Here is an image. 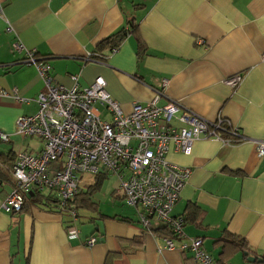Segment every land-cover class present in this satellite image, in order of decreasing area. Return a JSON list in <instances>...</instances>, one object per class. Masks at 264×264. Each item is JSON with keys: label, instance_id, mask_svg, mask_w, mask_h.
I'll return each mask as SVG.
<instances>
[{"label": "crops", "instance_id": "crops-1", "mask_svg": "<svg viewBox=\"0 0 264 264\" xmlns=\"http://www.w3.org/2000/svg\"><path fill=\"white\" fill-rule=\"evenodd\" d=\"M2 5L0 91L15 88L29 101L0 98V130L9 135L0 143V205L14 189L15 149L36 153L42 145L15 133V120L33 115L34 100L44 92L35 67L13 49L15 42L43 58L54 82L65 88L73 77L81 88L104 80L123 113L133 102L146 105L157 95V106L175 102L208 121L226 119L243 140L226 146L199 139L188 155H166L171 164L191 169L171 212L185 220L183 236L172 238L174 249L165 248L164 236L143 230L127 205L115 204L111 215L96 205L77 223L79 217L71 222L67 213L27 201L16 214L0 208V264H196L188 249L179 250L192 238H200L219 262L264 264V158H257L253 144L264 141V0H2ZM120 31L127 32L115 53L98 51ZM234 75L241 81L232 89L225 81ZM84 179L86 190L94 181L84 188ZM159 227L152 224L151 230ZM228 236L245 247L224 242ZM90 237L97 242L87 247Z\"/></svg>", "mask_w": 264, "mask_h": 264}, {"label": "built area", "instance_id": "built-area-1", "mask_svg": "<svg viewBox=\"0 0 264 264\" xmlns=\"http://www.w3.org/2000/svg\"><path fill=\"white\" fill-rule=\"evenodd\" d=\"M13 49L23 51L22 62L35 67L44 88L34 100L37 111L15 120V133L37 138L42 145L36 153L15 149L11 168L14 189L0 208L7 214L19 213L30 192L34 195L46 190L74 222L77 212L68 204L81 189L83 177L112 175L117 181L115 188L124 203L136 211L143 230L151 232L152 224H160L169 228L172 238H181L182 221L171 212L191 169L171 164L166 155L170 151L188 155L193 142L199 139L226 146L239 143L243 138L237 127L221 117L208 121L175 102L157 106V95L146 105L133 102L130 112L123 113L106 91L104 80L97 78L81 88L73 77V85L65 88L54 82L51 66L35 51L24 49L20 42L13 43ZM116 51L114 48L111 53ZM240 81L241 76L234 75L225 84L234 89ZM0 98L29 101L15 88L1 90ZM96 105L105 118L94 108ZM8 141L9 135L0 130V143ZM253 144L257 158H264V141ZM172 238L164 237L166 249H174ZM96 242L90 237L84 245L91 247ZM184 249L189 250L196 264H220L204 251L200 238L181 244L179 250Z\"/></svg>", "mask_w": 264, "mask_h": 264}, {"label": "trees", "instance_id": "trees-1", "mask_svg": "<svg viewBox=\"0 0 264 264\" xmlns=\"http://www.w3.org/2000/svg\"><path fill=\"white\" fill-rule=\"evenodd\" d=\"M130 28L131 30H133L132 25ZM123 32H127V31H123ZM123 32L120 31L118 33H115L114 35L108 37L106 40L101 42L98 45V51L100 52L102 48H106L107 52L111 53L112 49L118 48L120 41L123 39L125 35V33ZM40 59L43 60V58H40ZM104 179L105 177L94 178V184L91 187H88L86 190L80 189L79 192L69 202L68 205H69L70 210H75L77 212L78 217H79L80 211L82 210H88L94 207L97 208L96 204L92 201V195H93V192H95L96 190L100 188ZM27 201L28 203H31L37 207H41V206L45 207L49 211H53L57 213H64L63 211L59 209L60 207H59L56 197L53 196L50 192L45 193V194L37 193L32 196H28L22 207V210L24 209ZM121 220H126V219H121ZM181 221H182V226H183L185 220L181 219ZM152 232L158 235H162L164 237H171V238L173 237L172 232L169 230L167 226H162L157 229H153ZM223 241L226 243H230V245L234 246L235 248L243 249L245 247L243 241L235 240L233 237L228 236ZM219 263L223 264V262H219Z\"/></svg>", "mask_w": 264, "mask_h": 264}, {"label": "rangeland", "instance_id": "rangeland-1", "mask_svg": "<svg viewBox=\"0 0 264 264\" xmlns=\"http://www.w3.org/2000/svg\"><path fill=\"white\" fill-rule=\"evenodd\" d=\"M22 137H25V136L22 135ZM26 139L28 141L32 142L33 146H34V142L38 140L37 138H29V137H26ZM37 147L39 149V143L36 145L35 148H37ZM93 181H94V179L92 176L86 175L85 179H84V183H85L84 188H87L89 185L93 184ZM116 183H117L116 178L112 175H109L106 177V179H104L100 188L98 190H96L95 192H93L92 200L96 205H98L100 207V211L102 210L101 212L103 214L111 215L112 210H113V206L115 204L121 208L126 207V204L119 197L120 192L117 191V189L115 188ZM43 193L45 194V193H47V191L45 190ZM86 211L87 210L80 211L79 219H78L77 223L80 220H84V218L86 217V214H87ZM108 212H110V213H108ZM77 223H75V225Z\"/></svg>", "mask_w": 264, "mask_h": 264}, {"label": "water", "instance_id": "water-1", "mask_svg": "<svg viewBox=\"0 0 264 264\" xmlns=\"http://www.w3.org/2000/svg\"><path fill=\"white\" fill-rule=\"evenodd\" d=\"M33 194L30 192L29 193V196H32ZM250 262H253L255 259H253V258H250V259H248Z\"/></svg>", "mask_w": 264, "mask_h": 264}]
</instances>
